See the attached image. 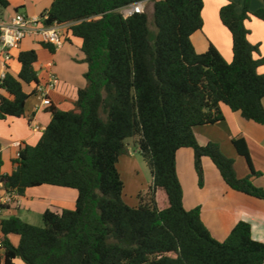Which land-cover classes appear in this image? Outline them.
Segmentation results:
<instances>
[{
  "label": "trees",
  "instance_id": "16d2710c",
  "mask_svg": "<svg viewBox=\"0 0 264 264\" xmlns=\"http://www.w3.org/2000/svg\"><path fill=\"white\" fill-rule=\"evenodd\" d=\"M138 1L54 0L45 12L46 24H69L83 40L87 85L73 109L50 106L52 119L39 141L21 147L14 171L1 179L21 196L41 185L78 195L74 209H47L43 226L17 215L0 219V264H16L17 257L26 264H264V242L253 238L249 222L239 221L219 241L201 207L185 208L177 172L178 151L191 148L200 187L209 157L232 189L264 200V188L252 179L262 173L247 139L232 138L250 168L241 178L220 144L202 145L195 131L222 121L223 104L264 125V73L258 70L264 56L246 25L252 17L264 21V7L253 11L244 0L240 12L233 1L220 8L232 34L229 62L214 44L199 53L192 41L204 26V0H145V12L124 17L120 9ZM8 6L10 0H0V8ZM18 60V76L8 73L1 84L0 120L25 116L30 94L24 85L39 83L37 51H21ZM127 138L139 145L152 174L137 206L124 201L118 169ZM2 164L0 153V170ZM10 234L19 235L18 245Z\"/></svg>",
  "mask_w": 264,
  "mask_h": 264
},
{
  "label": "crops",
  "instance_id": "0c3cea01",
  "mask_svg": "<svg viewBox=\"0 0 264 264\" xmlns=\"http://www.w3.org/2000/svg\"><path fill=\"white\" fill-rule=\"evenodd\" d=\"M54 0H10V6L0 8V17L11 18L15 13L21 12L31 16H40L47 12ZM233 1L240 12L244 0H204L202 12L204 19L203 29L197 31L193 38L203 32V41L199 40L200 48L194 43L199 53L205 52L210 43L214 44L227 61H232V34L220 19V8ZM264 7V0H251V9ZM250 30L249 40L259 44L264 56V21L252 17L246 21ZM64 44L51 51L37 36L26 37L17 47L11 50L12 58L8 62V73L18 76L21 64L19 53L35 49L38 53L37 71L39 83L24 85L25 91L30 94L23 117H8L0 120V153L3 164L1 174H11L15 169L13 160L17 153L26 144L35 145L41 138L43 131L52 119L50 106L61 110H70L75 106L78 91L87 85L85 74L88 63L82 51L83 40L65 29ZM264 73V65L258 68ZM58 76L59 85L49 92L51 105H42L41 96L36 87L44 85L49 75ZM264 104V99H263ZM222 110L225 118L214 124L199 125L195 127L198 141L205 145L208 142H217L225 155L234 159L237 175L241 178L250 174V168L243 162L241 156L232 143L235 136H244L249 144L250 154L254 167L262 174L252 177L258 187L264 188V125L252 120H246L240 112L233 111L223 104ZM20 142L21 145H15ZM205 171L204 185L200 187L198 176L194 167V152L191 148H182L177 153V172L184 191V206L190 210L201 207V216L204 224L212 236L224 241L239 221L249 222L252 226L254 239L264 242V200L232 189L222 178L218 168L209 157L203 158ZM3 190H0V197ZM78 192L76 189L53 185H41L28 188L25 195L7 204L0 209V219L17 215L23 220L31 213L42 215L47 209L59 211L61 209H74ZM10 240L18 245L20 237L10 234ZM0 248V260L2 255ZM16 264H26L20 257L15 259Z\"/></svg>",
  "mask_w": 264,
  "mask_h": 264
},
{
  "label": "built area",
  "instance_id": "2783aa9c",
  "mask_svg": "<svg viewBox=\"0 0 264 264\" xmlns=\"http://www.w3.org/2000/svg\"><path fill=\"white\" fill-rule=\"evenodd\" d=\"M147 1H138L126 5L120 9L124 17H129L134 13H143L146 10ZM48 14L40 16H31L25 13L17 12L11 18L4 19L0 17V93L2 92L1 84L8 74V62L12 58L11 50L17 47L26 37L37 36L42 43L52 45L55 49L61 47L65 42V29L67 24L54 22L46 24ZM59 78L56 74L51 73L48 81L44 85L36 87L37 93L41 96L42 105H51L49 92L59 85ZM20 146V142H15ZM21 149V148H20ZM20 155V150L17 157ZM0 173V190L3 195L0 197V204L7 205L20 197L16 190H6Z\"/></svg>",
  "mask_w": 264,
  "mask_h": 264
},
{
  "label": "rangeland",
  "instance_id": "374dc122",
  "mask_svg": "<svg viewBox=\"0 0 264 264\" xmlns=\"http://www.w3.org/2000/svg\"><path fill=\"white\" fill-rule=\"evenodd\" d=\"M203 32H199L194 38V43L200 48L199 40L203 41ZM127 152L120 156L118 163V169L123 181L125 182V190L123 193V199L131 206H137L140 203V193L142 192L146 196V192L152 181V174L149 166L140 153L139 145L133 138L126 139ZM240 159L247 161L244 157ZM28 219V223L43 226L42 215L31 213Z\"/></svg>",
  "mask_w": 264,
  "mask_h": 264
}]
</instances>
